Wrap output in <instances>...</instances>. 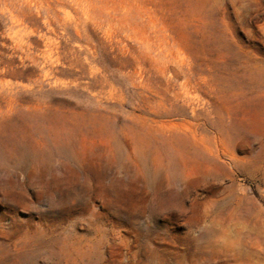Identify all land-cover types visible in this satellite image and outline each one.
I'll use <instances>...</instances> for the list:
<instances>
[{"label":"rangeland","instance_id":"obj_1","mask_svg":"<svg viewBox=\"0 0 264 264\" xmlns=\"http://www.w3.org/2000/svg\"><path fill=\"white\" fill-rule=\"evenodd\" d=\"M0 264H264V0H0Z\"/></svg>","mask_w":264,"mask_h":264}]
</instances>
